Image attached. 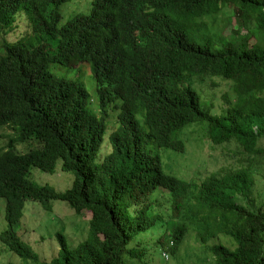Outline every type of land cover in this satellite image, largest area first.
I'll use <instances>...</instances> for the list:
<instances>
[{"label":"trees","instance_id":"trees-1","mask_svg":"<svg viewBox=\"0 0 264 264\" xmlns=\"http://www.w3.org/2000/svg\"><path fill=\"white\" fill-rule=\"evenodd\" d=\"M69 1L0 0V128L17 133L0 150L1 241L36 264H153L147 235L174 256L190 231L203 243L224 233L239 249L213 245L216 264H264V0H95L65 22ZM83 63L98 107L51 70ZM216 79L231 89L221 112L201 94ZM192 126L239 165L200 181L167 173L161 150L185 153ZM59 166L75 175L69 190L33 181ZM30 201L92 214L91 239L73 247L58 232L60 256L42 262L16 231Z\"/></svg>","mask_w":264,"mask_h":264},{"label":"rangeland","instance_id":"rangeland-1","mask_svg":"<svg viewBox=\"0 0 264 264\" xmlns=\"http://www.w3.org/2000/svg\"><path fill=\"white\" fill-rule=\"evenodd\" d=\"M94 0H82L78 4L77 0H73L62 8L65 22L74 20V18L82 13H88L92 8ZM83 6L82 9L79 7ZM74 8L73 13L70 12ZM72 11V10H71ZM21 29L11 37L15 40L22 32L25 33L26 22H20ZM2 38L0 37V40ZM84 79L78 76L76 67H66L57 64L51 65V70L59 77H66L79 83H83L94 97L93 104L99 106L98 83L93 77L88 66H83ZM89 77H91L89 79ZM85 80V81H84ZM88 83H87V82ZM85 82V83H84ZM218 86L212 85V81L201 87V94L204 100H208L210 105L221 112L224 102L223 95L231 91L229 83L221 79H216ZM121 112L110 111L111 118L109 123L117 124L119 122ZM142 120V117H140ZM17 136L16 131L12 127L0 128V149H6L11 139ZM186 141L185 153H177L173 150L163 149L165 171L182 180H191L194 178L204 179L211 174L225 173L231 169V166L239 165V161L227 159L223 151L214 147L207 135L203 133L198 126L188 128L181 136ZM264 145V140L261 142ZM20 152H27L30 148L24 143L18 144ZM32 179L40 185H49L58 191H67L72 188L75 175L62 171V166L56 174H47L38 169H32ZM263 186V185H262ZM165 202V200H163ZM53 211H48L41 203L30 201L28 203L23 224L16 227V231L28 242L34 250L40 255L42 262H51L58 258L61 253V245L58 239V232H63L69 243L73 247H78L84 241H89L92 237L91 220L92 214L77 215L69 204L60 201L52 203ZM9 228L6 222V202L0 199V232ZM141 242L151 244L155 247L152 250L153 264H216L214 254L211 247L215 244H224L236 251L239 249L237 240L229 234L221 233L212 237L207 243H203L196 232H189L182 244L177 255L171 258H165L164 250L161 246H155L156 238L143 237ZM134 246V245H133ZM0 264H36L28 262L20 256L11 253L8 247L0 239Z\"/></svg>","mask_w":264,"mask_h":264},{"label":"clouds","instance_id":"clouds-1","mask_svg":"<svg viewBox=\"0 0 264 264\" xmlns=\"http://www.w3.org/2000/svg\"><path fill=\"white\" fill-rule=\"evenodd\" d=\"M73 0H70L67 4H70L71 2H72ZM77 3L78 4H80V3H82V5H83V2H82V0H77ZM94 3H95V0L93 1V3H92V8L90 9V11L88 12V13H82V14H80V15H83V16H87V15H89L90 13H91V11H92V9H93V6H94ZM67 4H65L64 6H66ZM82 7L83 6H81L80 5V9H82ZM72 10V11H71ZM71 10H70V12H68V13H73L75 10H74V8H71ZM61 11H62V8H61ZM62 14H63V12H62ZM80 15H78V16H80ZM78 16H76V17H78ZM75 17V18H76ZM21 21H25L26 22V20L25 19H21ZM20 21V22H21ZM27 23V22H26ZM16 40V39H15ZM62 66V65H61ZM83 66H88L89 67V70H90V72H91V74H92V68H91V66L88 64V63H83V64H81L80 66H78V65H76V69H78V76L79 77H82L83 79H84V71H83ZM91 77H93V75H91ZM91 77H89V79L91 78ZM100 77V76H99ZM101 78H103V77H101ZM104 80H106L105 78H103ZM85 81V80H84ZM95 81H97V80H95ZM87 82V81H86ZM89 82V81H88ZM87 82V83H88ZM85 83V82H84ZM120 119V118H119ZM0 150H3V149H0ZM4 200V199H3ZM6 202V201H5ZM165 257L166 258H168V259H170L171 258V255L170 254H168V253H166L165 254Z\"/></svg>","mask_w":264,"mask_h":264}]
</instances>
